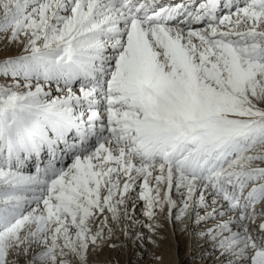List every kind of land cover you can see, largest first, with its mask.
Instances as JSON below:
<instances>
[{
	"label": "snow or ice",
	"instance_id": "obj_1",
	"mask_svg": "<svg viewBox=\"0 0 264 264\" xmlns=\"http://www.w3.org/2000/svg\"><path fill=\"white\" fill-rule=\"evenodd\" d=\"M165 222L264 264V0H0V264Z\"/></svg>",
	"mask_w": 264,
	"mask_h": 264
},
{
	"label": "rangeland",
	"instance_id": "obj_2",
	"mask_svg": "<svg viewBox=\"0 0 264 264\" xmlns=\"http://www.w3.org/2000/svg\"><path fill=\"white\" fill-rule=\"evenodd\" d=\"M136 211L139 215L140 208ZM200 230L191 225L181 226L165 222L158 236L153 238L154 244L149 242L147 232H144L143 247H140L139 242L133 244L131 241L125 246L124 238L121 237L122 241L121 238L116 241V249L106 247L98 259L102 264H204L200 258L194 259L197 257L196 249L204 248L198 246L205 240L199 238L197 233ZM197 239L200 240L195 241Z\"/></svg>",
	"mask_w": 264,
	"mask_h": 264
},
{
	"label": "bare ground",
	"instance_id": "obj_3",
	"mask_svg": "<svg viewBox=\"0 0 264 264\" xmlns=\"http://www.w3.org/2000/svg\"><path fill=\"white\" fill-rule=\"evenodd\" d=\"M137 212V211H136ZM187 226V225H186ZM200 240V239H199ZM198 239L195 241H199ZM122 241V238L121 240ZM123 243V242H122ZM208 242L206 240L202 241V245L201 242L199 243V247L204 246V248H197L196 249V256L194 259H199L202 260L203 262H205L204 264H206L208 262V264H215V255L212 251L211 245L207 244ZM194 245H196V243H193ZM118 245V244H117ZM208 245V246H207ZM124 248V247H123ZM116 249V248H115ZM178 264V262H177Z\"/></svg>",
	"mask_w": 264,
	"mask_h": 264
}]
</instances>
